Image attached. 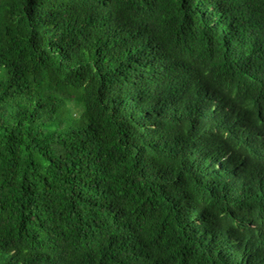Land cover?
Masks as SVG:
<instances>
[{
  "label": "trees",
  "instance_id": "16d2710c",
  "mask_svg": "<svg viewBox=\"0 0 264 264\" xmlns=\"http://www.w3.org/2000/svg\"><path fill=\"white\" fill-rule=\"evenodd\" d=\"M0 264H264V0H0Z\"/></svg>",
  "mask_w": 264,
  "mask_h": 264
}]
</instances>
